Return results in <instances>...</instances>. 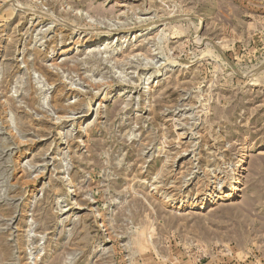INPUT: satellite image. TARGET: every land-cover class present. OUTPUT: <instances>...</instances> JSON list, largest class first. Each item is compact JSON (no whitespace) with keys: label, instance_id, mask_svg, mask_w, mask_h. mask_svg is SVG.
I'll return each instance as SVG.
<instances>
[{"label":"rangeland","instance_id":"1","mask_svg":"<svg viewBox=\"0 0 264 264\" xmlns=\"http://www.w3.org/2000/svg\"><path fill=\"white\" fill-rule=\"evenodd\" d=\"M0 264H264V0H0Z\"/></svg>","mask_w":264,"mask_h":264},{"label":"bare ground","instance_id":"2","mask_svg":"<svg viewBox=\"0 0 264 264\" xmlns=\"http://www.w3.org/2000/svg\"><path fill=\"white\" fill-rule=\"evenodd\" d=\"M248 156V155H247ZM238 178L237 177H235V178H233V182L229 185V196H232V195H234L235 194V191L237 192L238 190H239V188H238V186H237V183H238ZM200 201V200H199ZM215 201V199H214V197H211V196H209V198L208 199H205V198H203L202 200H201V207L203 208V207H205V206H209V205H211L213 202ZM190 203V202H189ZM190 205H192V204H190ZM192 208V207H191Z\"/></svg>","mask_w":264,"mask_h":264}]
</instances>
